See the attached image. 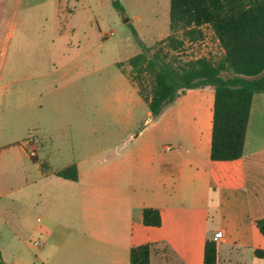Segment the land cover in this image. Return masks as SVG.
Listing matches in <instances>:
<instances>
[{
  "label": "rangeland",
  "instance_id": "rangeland-1",
  "mask_svg": "<svg viewBox=\"0 0 264 264\" xmlns=\"http://www.w3.org/2000/svg\"><path fill=\"white\" fill-rule=\"evenodd\" d=\"M168 20L169 0H0V146L14 148L37 136L46 141L38 160L51 157L55 167L79 162L85 186L97 181L99 169L122 164L134 169V179L141 180L135 190H142V181L161 172L159 156L174 153L178 144L187 147L179 120L189 117L188 103L168 104L164 109L173 112L164 123L152 116L128 63L144 48L154 52L153 45L168 34ZM203 30L202 39L170 50L168 58L221 57L212 31ZM263 122L264 112H254L250 146L259 143ZM174 123L178 130L170 128ZM165 146L172 149L165 151ZM0 152L2 161L15 159L11 149ZM111 188L107 195L114 193ZM2 212L12 219L18 208ZM8 234L0 226L2 263L31 254L28 245L13 243ZM92 244L97 248L98 239L92 237ZM90 255L91 247L78 242L71 249L62 247L52 264H91Z\"/></svg>",
  "mask_w": 264,
  "mask_h": 264
},
{
  "label": "crops",
  "instance_id": "crops-1",
  "mask_svg": "<svg viewBox=\"0 0 264 264\" xmlns=\"http://www.w3.org/2000/svg\"><path fill=\"white\" fill-rule=\"evenodd\" d=\"M135 35L140 37L138 32ZM213 98L212 86H205L186 89L175 99H183L191 108L189 117L179 120L187 147L183 150L178 144L174 153L159 156L161 172L153 180L142 181L138 192L135 184L141 180L134 179L133 168L128 171L122 164L99 169L97 181L85 186L79 162L55 167L51 157H46L42 162L47 167L41 168L38 152L46 141L37 136L34 157L23 144L0 146V151L11 149L15 155L11 164L0 156V226L7 227L13 243L33 250L7 264H52L62 247L71 249L78 242L91 247V264H129L130 248L144 243L151 244L149 264H203L205 241L218 231L216 264H264V258L254 254L256 249L264 250V236L255 223L264 217L263 125L256 136L259 143H248L254 112H264V92L253 99L243 154L231 160L209 157ZM172 112L162 110L159 120L164 123ZM151 157L153 161L150 152ZM27 158L38 162L29 164ZM71 164L77 169L76 180L56 175ZM107 188L114 193L110 190L107 195ZM97 191L99 196L92 194ZM92 199H98L95 207ZM145 207L159 210V226L142 223ZM15 208L13 220L2 212L13 213ZM92 237L99 241L97 248L91 245ZM31 238L37 241L29 243ZM2 253L0 243V261Z\"/></svg>",
  "mask_w": 264,
  "mask_h": 264
},
{
  "label": "trees",
  "instance_id": "trees-1",
  "mask_svg": "<svg viewBox=\"0 0 264 264\" xmlns=\"http://www.w3.org/2000/svg\"><path fill=\"white\" fill-rule=\"evenodd\" d=\"M204 26L210 28L222 48L221 57L168 58L170 50L180 49L187 41L202 39ZM153 48L151 54L149 48H144L128 59L138 93L150 114L159 115L186 89L212 86L209 157L211 160L241 157L253 99L264 92V0H169L168 34ZM46 165L42 162L41 168L45 170ZM55 173L77 179L74 164ZM142 223L159 226V210L143 208ZM255 223L264 236V217ZM150 248V243L132 246L129 264H149ZM254 254L264 258V250L256 249ZM203 264H216L213 239L205 241Z\"/></svg>",
  "mask_w": 264,
  "mask_h": 264
},
{
  "label": "built area",
  "instance_id": "built-area-1",
  "mask_svg": "<svg viewBox=\"0 0 264 264\" xmlns=\"http://www.w3.org/2000/svg\"><path fill=\"white\" fill-rule=\"evenodd\" d=\"M37 142V138L36 137H33V136H29L28 137V139L25 141V143H24V146H25V148L27 149V152H28V154H29V156L30 157H34L35 155H36V152H35V150L33 149H31L30 147H29V145L31 144V143H36ZM219 237H221V232L220 231H218V232H215L214 233V235H213V240L215 241V240H217ZM35 244H36V242H35Z\"/></svg>",
  "mask_w": 264,
  "mask_h": 264
}]
</instances>
